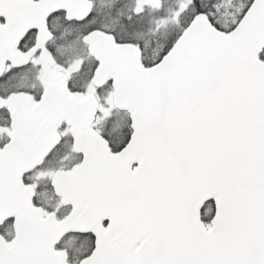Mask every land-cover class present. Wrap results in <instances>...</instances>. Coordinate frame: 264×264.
Wrapping results in <instances>:
<instances>
[{
    "label": "snow or ice",
    "instance_id": "snow-or-ice-1",
    "mask_svg": "<svg viewBox=\"0 0 264 264\" xmlns=\"http://www.w3.org/2000/svg\"><path fill=\"white\" fill-rule=\"evenodd\" d=\"M0 264H264V0H0Z\"/></svg>",
    "mask_w": 264,
    "mask_h": 264
}]
</instances>
